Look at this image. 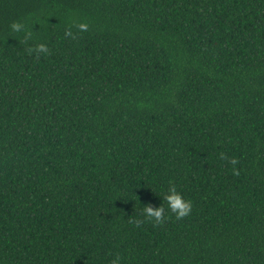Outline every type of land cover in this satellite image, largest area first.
I'll list each match as a JSON object with an SVG mask.
<instances>
[{
  "label": "trees",
  "instance_id": "1",
  "mask_svg": "<svg viewBox=\"0 0 264 264\" xmlns=\"http://www.w3.org/2000/svg\"><path fill=\"white\" fill-rule=\"evenodd\" d=\"M0 264H264V0H0Z\"/></svg>",
  "mask_w": 264,
  "mask_h": 264
},
{
  "label": "clouds",
  "instance_id": "2",
  "mask_svg": "<svg viewBox=\"0 0 264 264\" xmlns=\"http://www.w3.org/2000/svg\"><path fill=\"white\" fill-rule=\"evenodd\" d=\"M11 27L14 31L19 32L21 31L23 25L19 23H14L11 25ZM79 28L81 30H86L87 25L80 24ZM67 35H71V33H67ZM37 51L41 53H46L48 49L44 45H40ZM221 158L223 159V156ZM231 163L235 165L237 161L232 160ZM165 200L167 201L169 210L175 214L177 220L182 219L190 214L192 208L191 202L185 201L174 187L169 189V194L166 195ZM164 212L165 209L163 206L156 209H153L152 207L143 208V213L146 218L154 220L157 223H161L164 219H166L164 216Z\"/></svg>",
  "mask_w": 264,
  "mask_h": 264
}]
</instances>
